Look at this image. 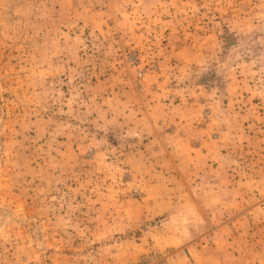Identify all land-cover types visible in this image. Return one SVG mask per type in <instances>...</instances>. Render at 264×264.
Returning a JSON list of instances; mask_svg holds the SVG:
<instances>
[{
    "label": "rangeland",
    "instance_id": "374dc122",
    "mask_svg": "<svg viewBox=\"0 0 264 264\" xmlns=\"http://www.w3.org/2000/svg\"><path fill=\"white\" fill-rule=\"evenodd\" d=\"M0 264H264V0H0Z\"/></svg>",
    "mask_w": 264,
    "mask_h": 264
},
{
    "label": "crops",
    "instance_id": "0c3cea01",
    "mask_svg": "<svg viewBox=\"0 0 264 264\" xmlns=\"http://www.w3.org/2000/svg\"><path fill=\"white\" fill-rule=\"evenodd\" d=\"M166 109L169 110V111H168V114H170V110H173V109H171L170 107H169V108H166ZM174 109H175V108H174ZM167 153H168L169 159H170V160H173L172 157L170 156L171 151H170L169 149H167ZM162 156H164V157L167 158V155H166V154H162Z\"/></svg>",
    "mask_w": 264,
    "mask_h": 264
}]
</instances>
